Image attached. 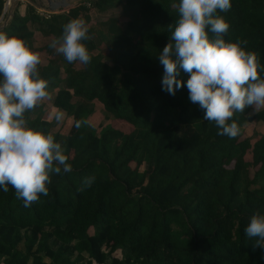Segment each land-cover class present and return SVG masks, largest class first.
I'll list each match as a JSON object with an SVG mask.
<instances>
[{"label":"trees","instance_id":"trees-1","mask_svg":"<svg viewBox=\"0 0 264 264\" xmlns=\"http://www.w3.org/2000/svg\"><path fill=\"white\" fill-rule=\"evenodd\" d=\"M179 3L78 0L47 13L29 2L13 8L0 31L32 50L35 32L48 38L38 71L49 97L25 112L27 126L53 134L71 171L50 174L48 195L29 207L11 185L0 188V264H264V249L253 250L255 238L245 235L250 217L264 215V134L218 135L189 100V74L179 66L184 86L174 95L163 89L159 56L172 42ZM112 9L117 14L92 22L91 10ZM219 14L230 25L225 40L247 41L242 46L264 65V0H231ZM73 18L89 28L91 40L82 41L92 57L87 66L49 46ZM96 102L123 128L92 124ZM250 107L234 113L240 128L264 121V109ZM50 108L63 111V119L49 116Z\"/></svg>","mask_w":264,"mask_h":264},{"label":"clouds","instance_id":"clouds-1","mask_svg":"<svg viewBox=\"0 0 264 264\" xmlns=\"http://www.w3.org/2000/svg\"><path fill=\"white\" fill-rule=\"evenodd\" d=\"M230 8L231 0H180L172 42L163 48L159 62L164 67L163 89L174 95L184 86L177 79L178 66L182 68L189 74V100L205 110V120L215 122L220 129L218 135L231 139L240 132L232 119L234 113L244 112L249 106L256 112L264 109V77L259 75L264 65L255 52L242 46L247 41L225 40L230 25L219 13ZM87 40L91 36L85 21L73 18L49 46L69 63L87 66L92 59L82 42ZM40 63L39 53L24 40L0 31V188L7 192L11 185L25 207L41 194L48 195L50 174L71 171L64 148L53 134L27 126L25 112L49 97V82L38 71ZM62 119L63 113H57L56 120ZM87 123L77 121L75 126L79 129ZM94 181V176L85 178L83 187H90ZM245 235L255 238L253 250L264 249V215L250 217Z\"/></svg>","mask_w":264,"mask_h":264},{"label":"rangeland","instance_id":"rangeland-1","mask_svg":"<svg viewBox=\"0 0 264 264\" xmlns=\"http://www.w3.org/2000/svg\"><path fill=\"white\" fill-rule=\"evenodd\" d=\"M76 1L78 0H69V6L73 5ZM26 2H29V3H32L35 7V9H39V8H42L40 4L38 3H43V0H15V2L12 4V9L16 6L19 10H22L24 6V4ZM68 6V7H69ZM67 8V7H66ZM117 11H115V9H112L110 11H104V13L102 14H95V11H92V22L96 23V21L98 20H101L102 18H104L107 14H110L112 15L113 13H116ZM117 14V13H116ZM121 18L123 16H120ZM4 18V17H1V19ZM1 19H0V22H1ZM46 38H42L41 36H39V34L37 32L34 33L33 35V45H34V50L35 52L39 53L40 57H41V60L42 62H44L46 60V55L44 53H42L43 50H41V46L46 42L44 41ZM99 50L102 51V45H100L99 47ZM98 49L95 48L94 51H97ZM105 52V50L103 51V53ZM46 104V103H45ZM97 108L90 114L88 115V119L89 121L96 125V124H104L106 122H110L111 124L113 125H116L117 127H121L123 128V126L125 125V123L121 120H118V119H111V118H106L103 114V110L100 109L99 105L100 103L99 102H96L95 103ZM254 110V107H250L249 111L252 112ZM52 113H63V111H56L55 109L53 108H50L49 111H48V114L50 116V114ZM67 117H65V121H66V125H65V129H67V126H68V119ZM240 133L242 136H249L250 137V140H253V138L257 135V134H260V133H263L264 134V121L262 120H258V121H249V122H246L244 124H242L241 128H240ZM114 254H116L117 256L120 255L119 253V250H116L114 252Z\"/></svg>","mask_w":264,"mask_h":264},{"label":"water","instance_id":"water-1","mask_svg":"<svg viewBox=\"0 0 264 264\" xmlns=\"http://www.w3.org/2000/svg\"><path fill=\"white\" fill-rule=\"evenodd\" d=\"M6 1L5 0L2 6V12H5L4 18L1 19L2 13L0 14V28L6 23L8 18L11 15L12 12V4L15 2V0H9L7 6H6ZM41 5V7L47 11H57V10H63L66 7L69 6V0H43V3H38Z\"/></svg>","mask_w":264,"mask_h":264},{"label":"built area","instance_id":"built-area-1","mask_svg":"<svg viewBox=\"0 0 264 264\" xmlns=\"http://www.w3.org/2000/svg\"><path fill=\"white\" fill-rule=\"evenodd\" d=\"M37 11L39 12V13H47L46 11L47 10H45V9H43V8H39V9H37ZM93 10H91V12H92Z\"/></svg>","mask_w":264,"mask_h":264},{"label":"crops","instance_id":"crops-1","mask_svg":"<svg viewBox=\"0 0 264 264\" xmlns=\"http://www.w3.org/2000/svg\"><path fill=\"white\" fill-rule=\"evenodd\" d=\"M22 7H23V6H22ZM91 14H92V12H91ZM39 36H40V35H39ZM41 37H42V38H46L44 41H47V39H48L47 37H43V36H41Z\"/></svg>","mask_w":264,"mask_h":264},{"label":"bare ground","instance_id":"bare-ground-1","mask_svg":"<svg viewBox=\"0 0 264 264\" xmlns=\"http://www.w3.org/2000/svg\"><path fill=\"white\" fill-rule=\"evenodd\" d=\"M7 3H6V6H7V4H8V2H10L9 0L8 1H6Z\"/></svg>","mask_w":264,"mask_h":264}]
</instances>
